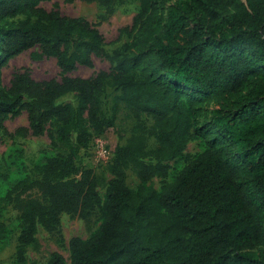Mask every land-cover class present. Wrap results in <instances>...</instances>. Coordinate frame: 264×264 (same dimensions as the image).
Masks as SVG:
<instances>
[{
    "label": "trees",
    "instance_id": "trees-1",
    "mask_svg": "<svg viewBox=\"0 0 264 264\" xmlns=\"http://www.w3.org/2000/svg\"><path fill=\"white\" fill-rule=\"evenodd\" d=\"M45 1L0 0V146L5 138L46 136L52 148L68 149L0 200L22 224L18 264L39 229L58 233L62 215L87 221L99 208V228L87 240H69V261L54 253L45 264H264L255 238L264 232V0H177L164 27L155 0H139L131 25L119 29L131 44L111 54L98 27L125 0H78L105 9L99 23L63 16L57 3L47 11ZM35 48L31 59H55L59 79L36 81L21 68L3 86L2 69ZM93 57L109 71L71 76L79 66L92 69ZM107 87L115 92L111 118L102 109ZM71 95L74 102L61 101ZM197 96L214 98L210 124L242 166L223 156L209 130L193 129ZM120 108L135 124L124 143L117 136L102 202V179L80 153L114 128ZM23 113L27 125L10 133L6 122ZM194 136L207 149L187 158L172 182L147 186L166 177ZM129 171L140 182L134 189ZM5 234L0 222V242Z\"/></svg>",
    "mask_w": 264,
    "mask_h": 264
},
{
    "label": "rangeland",
    "instance_id": "rangeland-1",
    "mask_svg": "<svg viewBox=\"0 0 264 264\" xmlns=\"http://www.w3.org/2000/svg\"><path fill=\"white\" fill-rule=\"evenodd\" d=\"M177 0H155L158 17L163 19L162 27H164L168 7ZM57 3L59 10L63 16L82 17L91 23H99L100 17L105 15V9L97 3H83L78 0L68 2V0H50L40 4L42 8L49 11L53 5ZM114 13L106 16V21L102 22L98 30L105 40V50L111 54L113 50L120 47L124 43L131 44L132 40L126 35L119 34V29L131 25L133 17L139 10V0H125L113 6ZM161 27V28H162ZM38 48L31 49L12 59L8 65L2 69V85L9 86L12 75L21 68H27L31 77L36 81H46L50 79H59V68L53 58L34 61L31 59L33 53H38ZM93 68L89 69L79 66L75 72L71 74L73 77L88 78L99 71H109L110 65L106 60L92 58ZM115 96L113 89L107 87L102 94V109L108 118L112 116V99ZM197 109L199 116L193 121V129L206 128L212 134L213 139L217 142L218 149L223 156L232 163L242 166L236 149L228 141L221 138L216 130L210 124L211 108L214 98H206L197 96ZM63 103L74 102L71 96L61 100ZM148 126L151 125L149 119L144 118ZM135 124L133 117L123 108H120L114 128L108 130L103 140L107 143V148L114 149L118 141L117 136L123 137L121 143L130 135L131 129ZM27 125L26 114L6 122V129L13 133L17 128ZM149 148L156 146L155 141L150 139ZM91 151H81L80 162L88 169H91L99 178L102 184L98 188V194L101 201H104L106 187L112 179L107 172V164L98 157L94 149L90 146ZM207 149L205 141L194 136L188 143L183 155L176 160L168 163L169 170L166 177H154L147 186L159 190L162 183H170L179 174L185 166L187 158H195ZM66 147L52 148L46 136L40 138H15L10 140L4 139V143L0 146V200L5 193L17 182L26 177L32 180L39 179L34 172V167L44 164L47 158L56 155L67 154ZM127 185L130 188H136L140 185L137 178L129 171L127 173ZM102 211L96 209L87 221H82L76 216L64 214L61 216V226L58 233L49 234L43 229H39L30 246L26 248L24 264H45L50 256L54 253L60 254L66 261H69L68 243L71 238L77 237L87 240L101 225ZM0 222L5 225V239L0 242V264H18L16 260V251L18 246V236L22 230V224L17 211L11 205L0 203ZM259 246L257 249L264 250V232L255 237Z\"/></svg>",
    "mask_w": 264,
    "mask_h": 264
},
{
    "label": "built area",
    "instance_id": "built-area-1",
    "mask_svg": "<svg viewBox=\"0 0 264 264\" xmlns=\"http://www.w3.org/2000/svg\"><path fill=\"white\" fill-rule=\"evenodd\" d=\"M91 147L94 149L98 157L102 159L104 164L108 165L112 161L113 149L107 148V143L102 137L94 138ZM88 151H91V148Z\"/></svg>",
    "mask_w": 264,
    "mask_h": 264
},
{
    "label": "crops",
    "instance_id": "crops-1",
    "mask_svg": "<svg viewBox=\"0 0 264 264\" xmlns=\"http://www.w3.org/2000/svg\"><path fill=\"white\" fill-rule=\"evenodd\" d=\"M106 135H107V132L105 133V135L102 136V138L106 137ZM117 143H118V142H117ZM117 143L115 144V146L117 145ZM115 146H114V148H115ZM113 150H114V149H113Z\"/></svg>",
    "mask_w": 264,
    "mask_h": 264
}]
</instances>
